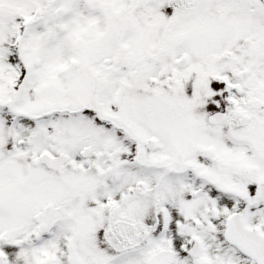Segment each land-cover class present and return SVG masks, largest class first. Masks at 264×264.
Instances as JSON below:
<instances>
[{
    "label": "rangeland",
    "instance_id": "374dc122",
    "mask_svg": "<svg viewBox=\"0 0 264 264\" xmlns=\"http://www.w3.org/2000/svg\"><path fill=\"white\" fill-rule=\"evenodd\" d=\"M192 80L209 83L204 98L192 96ZM225 80L244 86L235 107ZM228 108L238 119L229 131L243 116L264 125V0H0L2 251L12 264H180L171 243L157 251L133 239L159 216V183L141 164L165 171L140 147L157 135L176 159L174 123L199 125ZM45 152L73 161L60 174L41 162ZM173 178L164 194L178 221ZM108 197L135 227L108 229ZM58 207L55 235L38 242L36 217Z\"/></svg>",
    "mask_w": 264,
    "mask_h": 264
},
{
    "label": "flooded vegetation",
    "instance_id": "af4514ba",
    "mask_svg": "<svg viewBox=\"0 0 264 264\" xmlns=\"http://www.w3.org/2000/svg\"><path fill=\"white\" fill-rule=\"evenodd\" d=\"M172 81V87L180 88L179 80ZM192 81V86L197 88L192 96L204 98L206 94L201 90L209 83L206 80ZM186 82L181 84L188 85ZM225 84L228 85L227 104L235 107L239 104L238 99L244 96V86L232 80H225ZM218 112L227 115L225 123L210 124L211 116ZM218 112L206 116V119L203 116V121L198 119L201 121L199 125L174 123L172 133L177 136L179 149L176 159L157 135L152 136L151 142H146L147 148L140 147L141 151L152 150L165 171L161 175L153 174L147 161L141 164L145 177L153 175L159 183V209L155 211L159 216L156 224L142 222V227L133 232L132 238L141 243H152L157 251L165 242L171 243L172 250H168L173 254L184 252L180 264H264V125L236 124L234 130L229 131L228 122L238 119L229 108ZM229 133L238 140L229 141ZM153 142L155 147L150 145ZM171 175H174L170 185L175 192L171 197L174 210L178 215L181 210L188 215L183 213L178 221L170 219L174 212L167 208V199L170 198L164 194ZM143 183L147 187L144 180ZM107 200L114 204L108 229L115 234V230H122L126 224L136 226L123 219V205L115 204L112 197ZM54 235L55 230L53 234L38 233L35 239L41 242ZM119 236L121 238L122 234ZM179 242L181 247H176ZM22 249L26 250L25 244ZM143 252L150 255L146 249ZM0 255L6 258L2 264H12L11 258L2 252L1 244ZM173 264H179V261Z\"/></svg>",
    "mask_w": 264,
    "mask_h": 264
},
{
    "label": "water",
    "instance_id": "95a60500",
    "mask_svg": "<svg viewBox=\"0 0 264 264\" xmlns=\"http://www.w3.org/2000/svg\"><path fill=\"white\" fill-rule=\"evenodd\" d=\"M60 14H66V11L61 9ZM131 65L132 64L129 58H125L122 61V66L125 68H130ZM75 66L78 67V64L75 63ZM263 113H264V109H263ZM225 120H226L225 114L217 113L211 117L210 123L213 125H219L222 124ZM247 124H248V118L245 117L243 118L241 125L245 126ZM91 153H92V149L88 148L82 153V156L84 158H89L91 156ZM41 161L49 168L61 172L63 171L64 164L69 161V157L61 156L59 158H53L51 155L46 154L41 158ZM58 215H59L58 209H47L37 217V221L40 223V232L42 234L51 232L54 229ZM0 264H1V260H0Z\"/></svg>",
    "mask_w": 264,
    "mask_h": 264
}]
</instances>
